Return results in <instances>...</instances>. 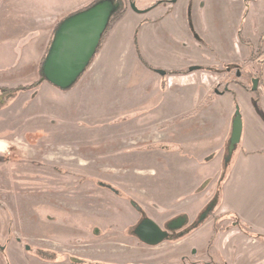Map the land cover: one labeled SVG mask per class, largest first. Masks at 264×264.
I'll use <instances>...</instances> for the list:
<instances>
[{
  "label": "crops",
  "instance_id": "obj_1",
  "mask_svg": "<svg viewBox=\"0 0 264 264\" xmlns=\"http://www.w3.org/2000/svg\"><path fill=\"white\" fill-rule=\"evenodd\" d=\"M116 1L126 6V11L114 23L99 53L73 88L64 90L62 96L60 88L54 85L56 89L50 82L44 81L28 91L17 93L10 90L4 93L16 95L8 107L0 110V147L6 146L8 152L0 155V184H20L26 195L31 199L34 196L32 201L38 211L37 223L27 220V230L15 226V233L34 247L59 253L50 255V258H55L54 261L36 264H72L68 259L57 261L60 255L67 253L116 264H159L161 261L170 262L172 258L179 260L194 247L199 257L206 259L215 228L223 226L222 222L217 225L218 220L236 216L253 227L255 232L264 234V120L252 108L251 102L242 107V149L223 185L220 206L214 216L176 242L147 245L127 233L126 229L136 222L129 221L132 212L109 200L102 188L96 187L94 194L92 192L93 178L111 183L112 175H92L97 172H75L66 168L67 173L60 174L45 163L49 160L42 154L43 148H58L55 160L70 165L73 161L70 158L74 159L76 155L68 154L69 159L63 156L60 150L65 146L91 148L98 147L97 142H101L99 146H102L110 140L122 142V148L141 145V149L147 151H178L179 145L167 142L165 128L174 124L173 128L179 130L181 125L190 122L191 119L187 118L190 115L198 118L199 127L196 129H202L198 134L200 136L210 128L211 131L217 128L214 132L216 143L224 128L218 149L207 153L211 145L203 146L202 163L209 158L213 161L218 156L221 162L224 160L223 149L230 138L235 114L231 109L228 112L216 106L230 104L231 92L215 97H210V94L225 73L200 68L190 71L189 68L196 65L221 69L226 64L242 61L249 54L248 46L238 35L243 24L241 9L233 11L231 0H177L170 12L163 7L145 12L134 10L127 0ZM146 1L138 0V5L143 7ZM85 5V0H81L63 8L62 12L75 11ZM162 8L164 11H161ZM48 17L50 22L40 29L29 28L31 30L27 32L34 37L28 44L44 38L34 47L40 53L35 70L38 76L40 64L61 21L57 15L49 14ZM263 29L264 24L245 37L256 41ZM156 68L165 69L166 73L160 74L154 70ZM163 77L168 84L164 92L160 91V103L170 98L172 108L169 111H161L160 103L152 108L128 105L130 98L119 95V87L124 83H145L147 79H152L161 86ZM234 88L237 96L239 93L250 95L240 87ZM177 100H181L182 104L176 106ZM207 100L206 106L204 102ZM261 100L264 104V97ZM239 105L242 106L241 103ZM100 116L104 121L93 120V117ZM141 116H144V122L136 124V127L130 124L131 120ZM147 116L151 119L146 120ZM215 118L217 123L213 125ZM145 125L150 127L143 128ZM33 130L39 135L36 141L28 136ZM125 131L145 135L147 132L150 136L124 145ZM17 138L19 147L15 145ZM20 147L29 150L30 154L16 157ZM159 159L151 166L154 169L152 175H166L162 162H168V159ZM85 177H90V180L86 181ZM131 189L134 190V186ZM159 208L170 213L164 207ZM197 215L194 218L189 216V219L193 222ZM149 216L159 220L152 214ZM167 219L170 218L165 217L162 221ZM33 224H37L39 232L30 231ZM192 236L194 242H189ZM195 237L198 242H195ZM172 249L175 250L173 253L170 252ZM217 249L219 255L214 258L215 263L224 260L226 264H264V241L247 235L237 226H230L223 232Z\"/></svg>",
  "mask_w": 264,
  "mask_h": 264
},
{
  "label": "rangeland",
  "instance_id": "obj_2",
  "mask_svg": "<svg viewBox=\"0 0 264 264\" xmlns=\"http://www.w3.org/2000/svg\"><path fill=\"white\" fill-rule=\"evenodd\" d=\"M80 1L81 0H0V97L5 96L6 98L4 99L6 101L1 103L2 108H0V110L8 107L16 95V93L5 95L4 91L2 90L3 87L12 86L13 89H11V91L17 92L15 88L19 83H29L35 79H38V75H36L35 70H37L36 63L39 62H36V60L38 56H40V53L39 51L34 50V47L36 44L43 42L44 38H38L37 40H34L28 44L29 41L34 38L31 33L27 34V32L31 30L29 28L37 27L40 29L43 25L47 24V22H50L48 17L49 14L57 15L60 20H62L68 15L77 12L78 10L88 8L89 6L93 5L94 2H98L99 0H85L86 5L81 7V9L78 8L75 11L68 13L62 12L63 8L65 9L66 7L72 5V3H78ZM154 1L157 0H147L146 5H149ZM173 5L174 2H171L169 6ZM246 5H248V8ZM231 8L233 11H236L237 9L240 11L241 9V12L243 13V24L241 29L244 36L249 34L252 35V31H256L255 29H259L260 25L264 24V0H249L248 3L246 0H231ZM161 11H164V9ZM249 48V46L246 47L250 54ZM22 51V57L19 59ZM159 69L162 68H156L154 70ZM247 71L249 73L256 72L258 75L263 76V81L261 83L263 89L264 63H252L247 66ZM147 80L148 81H145V83L130 82L128 84L124 83L123 86L120 85L119 95L123 98H126V96L130 98L127 100L128 105H137L141 108L157 107L160 103V91L164 92L168 82L166 81L165 77H163V81L160 86L158 85V81H152V79ZM246 82L251 85L248 81V78H246ZM50 85L56 88L54 85ZM58 90L63 96V92L65 91L61 89ZM113 90L115 91V89ZM242 91L246 93L244 90ZM177 102L178 104L176 106L182 104L181 100H177ZM249 102H251L252 108L255 109L256 107L254 103H252L250 95L247 96L246 94L239 93L238 99L231 95L230 104H225L223 106L219 104V106H216V108L219 107V109L222 108L228 112L229 109H231V112L235 114L237 105L241 103L242 106L239 105V107L241 108L242 114L243 108H245ZM160 104L161 106L159 109L161 111H169V108H172V101L170 98ZM257 104L258 107H260L259 103ZM260 108V110L257 109L256 111L260 115L261 119L263 118L264 120V105ZM143 117L144 116H141L140 118L131 120L130 122L132 123L130 124H134V127H136V124L145 121ZM102 118L103 116L93 117V120L104 121ZM187 118L191 119L189 120L190 122H188V124L185 126L181 125L177 131L175 128H173L175 127L174 124L165 128L167 142L176 143L179 145L178 151H164L160 149L147 151L142 150L141 145L126 148L123 146L122 148L120 147L122 142H112L110 140L106 141V143L102 146H99L101 145V142H97L96 145L98 147L91 148L78 147V145L74 147L65 146L62 149L60 147L59 150L61 149L60 151L62 152L63 156L68 157V154L71 156L76 155L74 158L75 160L70 158V160H73L70 165L67 163L63 165L62 163H58V161L55 160L56 156L58 155L55 150H58V148L53 149L50 146L43 148L42 154L46 155V159L49 160V162L45 163L53 169L55 166H59L75 172H97L92 175H112V178L115 179L109 178L112 181L111 183L114 185L117 184L122 190V194L119 195L108 188L100 187L98 185V178H91L93 181L91 183L92 192L94 194L93 189H96V187L102 188L103 192L108 194L109 200L111 199L114 203L116 202L120 206L128 208V210H130L133 215L129 221L135 222L139 216V213L137 212L138 210H136L135 206L129 201L131 198L142 205L148 215L152 214V216L154 215V217L159 218L160 221L156 219L159 224H163L162 220L165 219V217L174 218L182 214H188L190 218H194L209 205L211 200L216 199V194L219 187L218 181L219 178L224 174V165L220 160V156H218L213 161H210V158L208 160L205 159V162L202 163L203 160L201 159V154L204 151L203 146L205 145H211V147H208L207 153H212L218 149V144L222 141L224 128L222 127L221 134L218 131L220 135L218 143H216L214 139V132H216L215 129H217L216 127L213 131H211L210 128L206 133H204L203 136H200L198 134L202 129H196L199 127L197 123L198 118L193 115H190ZM150 119L151 117L147 116L146 120ZM216 123L217 121L215 118L213 120V125ZM149 127L150 126L145 125L143 128L148 129ZM146 134L147 135L142 132L131 134L129 131H125V139L123 143L124 145H127L126 143H134L136 141L148 139V136L150 135H148L147 132ZM28 136L32 141H36L39 135L37 132H35V130H33V132L29 133ZM18 142L19 141L17 138L15 143L16 146H18ZM262 144L264 148V137ZM5 147H0L1 156L8 153L7 150H5ZM223 150L225 152L226 147ZM26 154H30V151L24 150L23 148L21 149L20 147L18 152L15 153V156L18 158H23ZM100 154L102 155L99 160ZM32 156H34V151ZM159 157V161L161 158L168 159V162H162L163 169L166 168V175H152L154 169L151 168V166L155 164L154 161ZM67 159H69V157ZM85 178L87 179L86 181L90 180V177ZM117 181H119V183L122 185L117 183ZM132 186H134V190L131 189ZM25 192L26 191L21 189L20 184L18 183L9 182L0 184V242L7 243L8 241H12L14 239L15 226L18 228H21L22 226V230L25 231L27 230V226H25V222L27 220L37 223L36 220L38 219V211L36 204L32 201L34 200V196L33 199H31V196L29 197V195H26ZM123 193L124 196H122ZM159 206L164 207V209L168 210L170 213L168 214L167 211V213L161 211L163 209L159 208ZM14 218L15 220L13 221ZM236 221L237 218L235 217L225 220H218L217 225H220L222 222L223 226H220L221 228L216 230L218 236L213 241L214 243L212 244L213 246L211 249L213 259L219 255V251L217 249V240L222 237L223 232L230 226H237L240 228ZM125 223H128V221ZM36 225L37 224H33L32 229H30V231L33 233L39 232V230L36 228ZM239 225H242L247 230L255 231L253 227L246 224L242 220ZM262 235L264 234L262 233ZM192 237L193 239L189 242H194V236ZM206 238L207 237H204V239ZM260 240L264 241L263 239ZM195 242H198L196 237ZM23 243L24 242H22V245ZM17 245L19 246V243H17ZM20 250L25 254L26 258H21L19 255L15 256L14 251L12 250L11 252L8 251L12 264H35L33 252L27 250L24 248V246H21ZM174 251L175 250L172 249L170 252L173 253ZM66 258H68L67 255H60L57 261H61ZM170 262L178 263L179 260H174L172 258ZM170 262L168 260V263ZM0 264H6L4 256L1 252Z\"/></svg>",
  "mask_w": 264,
  "mask_h": 264
},
{
  "label": "water",
  "instance_id": "obj_3",
  "mask_svg": "<svg viewBox=\"0 0 264 264\" xmlns=\"http://www.w3.org/2000/svg\"><path fill=\"white\" fill-rule=\"evenodd\" d=\"M121 6L116 0H99L88 8L79 10L62 19L55 31L41 66L42 76L48 82L65 89L70 87L87 69L93 59L109 25L113 14L118 12ZM131 7L137 9L132 3ZM199 66H191L190 71L199 69ZM160 74L166 71L157 70ZM256 88V87H254ZM243 117L239 107L236 108L232 121V131L229 143L226 146L224 159L233 152L243 137ZM108 187L112 185L107 184ZM115 189V188H114ZM136 210L143 209L137 201L131 202ZM211 206H207L198 214L196 219L182 231L176 232L178 228L189 221L188 214L178 215L166 223V228L172 231L170 238L183 236L194 228H197L209 215ZM137 238L147 245H158L169 233L151 217L147 216L140 220L132 230ZM27 248H30L28 246Z\"/></svg>",
  "mask_w": 264,
  "mask_h": 264
},
{
  "label": "flooded vegetation",
  "instance_id": "obj_4",
  "mask_svg": "<svg viewBox=\"0 0 264 264\" xmlns=\"http://www.w3.org/2000/svg\"><path fill=\"white\" fill-rule=\"evenodd\" d=\"M127 2H128L129 6H131V4L134 3L136 8H137V9H134V10H137V11H145V12H147V11H151V10H153L155 8H158V7H164L166 9V12H170L172 10L173 6H174V5L173 6H169L170 3L174 2V4H175L177 2V0H175V1H172V0H157V1H154V2L150 3L149 5H145L143 7H140L138 5V0H127ZM242 34H243V32H242ZM243 37L250 41V42L247 43V42H243L240 39L243 43H245L247 46L250 47V54H248L242 61H240V62H232V63L226 64L221 69L217 68L216 66H209V67L213 68L212 70H214V71L224 72L225 73V75L223 76L222 80L212 90V92L210 94V97H212V96L215 97V96H217L219 94H222L223 92H231V95H233L236 99H238V96L236 94V90L234 88V87L237 86V87L242 88L245 92H247V93H249L251 95L250 96L252 98L251 101H252V103H254V105L256 107L255 110H257V106H256V105H258L257 103H259L260 107H263V105H264V104L261 103V101H262L261 99L264 97V90H263L264 88L262 89V84H261L262 81H263L262 80L263 76L258 75L256 72H254V73L250 72L249 73L247 71V66L252 64V63H255V62H261V63L263 62L264 63V29L262 30V32L260 33V35L258 36L256 41H253L250 37L246 38L244 35H243ZM43 61H42V63H43ZM42 63H41V65H42ZM202 67H204V66H202ZM246 78H248V81L250 82L251 85H249L246 82ZM38 80H39V76H38V79H35L34 81L26 83V84H31V83H34V82H36ZM26 84H19L15 89L17 90L20 85H26ZM38 85H36V86H34L32 88L25 89V90H23V89L19 90L18 89L17 93L22 92V91L31 90V89L37 87ZM230 85H231V88H230ZM254 87H256V88H254ZM11 89H13V87H3L2 88L4 93L10 91ZM210 97L208 99H210ZM4 99H6L5 96L4 97L3 96L0 97V106H1V103H4L6 101ZM255 100H257L256 103L254 102ZM207 103H208V100L206 102H204L205 105H207ZM237 107H239V104L237 105ZM260 107H258V108L261 109ZM0 108H2V106ZM239 109L241 110L240 107H239ZM225 147H226V145H225ZM222 163H224V160L222 161ZM54 169L60 174H66L67 173V170L65 168H62V167H59V166H55ZM99 182L105 183V186L98 183V185L100 187L108 188L111 191L115 192L116 194H118L117 193L118 191L116 189L108 187L107 184H110V185L118 188L119 190H121L119 187H117L116 185H114L113 183H110L108 181L99 179ZM130 203H131V201H130ZM137 212L139 213V218H138V220L135 223H133L132 225H130L126 229V231L128 233L130 232L131 234H133L131 231L134 229V227L137 225V223L140 220H142L144 217L149 216L145 209H144L145 216H143L142 212H139V211H137ZM212 216H214V215H212ZM212 216H210V217H212ZM170 219H172V218H170ZM170 219H167L166 221H164L163 224H159L155 220L161 226V228L163 230H166L169 233V237L165 238L164 241H162L161 243H163L165 241L176 242L178 240H181V239L185 238V236H184V237H182V238H180V239H178L176 241H173L170 238L171 235H172V231L166 228V223ZM191 223H192V221L189 219V221L186 222L180 228H178L176 230V232L182 231L187 226H189ZM217 229L218 228L216 227L215 228V233H216ZM215 233H214L213 237L211 238V240L209 241V247H208V253H207L208 258H206V259L200 258L199 255H198L197 249L194 248L188 254L182 255L179 258V262L178 263L176 262V263H173V264H212V263L213 264H226V262L224 260L215 263L214 259L212 258L213 255L211 253V249H212V246H213L212 244L214 243L213 241L215 240L214 239ZM134 236L137 237L136 235H134ZM22 242H24L23 245H22ZM17 243H19V246L17 245ZM161 243H159V244H161ZM21 246H24V248H26L27 250H29V251L34 253L33 258L35 259V264L40 262V261H47V262L54 261L55 258L54 259L50 258L51 257L50 255L59 254L58 252L53 251V250H48V249H43V248H39V247H34L33 245L23 241V239L19 235L14 233V239L12 241L10 240L7 243L0 242V252L4 256L6 264H12L11 259L9 257L8 251H10V252H11V250L14 251V255L15 256L19 255V257H21V258H23V256H25V254L22 253V251L20 250ZM28 246H30V248H27ZM153 246H155V245H153ZM17 247L19 248V250H18ZM65 255H67V257H68L66 259H68L70 261V263H72V264H116V263H109L107 261H101V260H97V259L79 257V256L72 255V254H69V253H67ZM73 258L82 259V260H89V261H93L94 263L73 262ZM127 264H139V263H127ZM159 264H172V263H168V261H161Z\"/></svg>",
  "mask_w": 264,
  "mask_h": 264
},
{
  "label": "trees",
  "instance_id": "obj_5",
  "mask_svg": "<svg viewBox=\"0 0 264 264\" xmlns=\"http://www.w3.org/2000/svg\"><path fill=\"white\" fill-rule=\"evenodd\" d=\"M246 1H247V3H248L249 0H246ZM246 7L248 8V5H246ZM125 11H126V6L122 7L118 12H116L115 14L112 15V17H111V19H110V22H109V25H108V27L106 28V30H105V32H104V34H103V37H102L101 43H100V45H99V47H98V49H97V51H96V53H95L93 59L91 60L89 66L91 65V63L93 62V60L95 59V57H96L97 54L99 53L100 49L102 48V46H103V44H104V42H105V40H106L108 34L110 33V31H111V29H112V27H113V25H114V23L117 21V19H118L122 14L125 13ZM238 34H239L240 39H241L243 42H247V43L250 42L249 40H247V39H245V38L243 37V34H242V30H241V29H239ZM136 45H138V43H137V39H136ZM137 48H138V46H137ZM45 56H46V55H45ZM89 66L87 67V69L89 68ZM151 68L153 69V67H151ZM200 68H201V69H213V68H211V67H200ZM87 69L81 74V76H80V77H79V78H78V79H77V80H76V81H75L70 87L65 88V89H63V90H69V89L73 88V87L77 84V82L79 81V79L83 76V74L87 71ZM44 81H47V79H46L45 77L42 76L41 69H40V78H39L38 81H36V82H34V83H31V84L20 85V86L18 87V89H19V90H20V89L25 90V89H28V88H32V87H34V86H36V85H38V84H40V83H42V82H44ZM18 89H17V90H18ZM60 89H61V88H60ZM254 102L256 103L257 100H255ZM256 106H257V109L260 110V109L258 108V105H256ZM0 107H1V106H0ZM229 139H230V138H229ZM229 139L227 140L226 145H228V143H229ZM242 139H243V137H242ZM242 139H241V141L237 144V146L235 147V149L233 150V152L231 153V155L228 153L227 156H226L225 159H224V163H223V165H224V174L219 178V181H218V183H219V187H218V190H217L216 199L211 200L210 203H209V205H208L209 207H210V206L212 207V208H210L209 217L215 214L216 210L218 209V207L220 206V204H221V202H222V197H223V185H224V183L226 182V180L228 179V177L230 176L231 170H232V168H233V166H234V164H235V162H236V159H237L238 153H239V151L242 149ZM98 183H99V184H102V185L105 186V183H101V182H99V181H98ZM107 186H108V185H107ZM111 188H112V187H111ZM114 188L118 191V192H117L118 194H122L121 190H119L118 188H116V187L113 186V189H114ZM122 196H124V193H123ZM129 200H130L131 202H134V201H135V200L132 199V198L129 199ZM135 202H136V201H135ZM139 212H142V213H143V216H145L144 209H141ZM209 217H208V218H209ZM208 218H206L201 224H203ZM235 218H237L236 223L238 224V226L240 227V229H241L243 232H245L247 235H249V236H251V237H255V238L263 239V240H264V235H262V234H260V233H258V232H255V231H253V230H247V229H245L242 225H239V223L241 222V220H240L238 217H235ZM201 224H200V225H201ZM200 225H199V226H200ZM195 229H196V228H194L193 230H195ZM193 230H191L190 232H192ZM190 232H189V233H190ZM189 233H186V234H184L183 236L173 237V238H171V239H172L173 241H176V240H178V239H180V238H182V237L188 235ZM217 236H218V234H217V231H216L215 236H214V239H216ZM73 262H84V263H85V262H87V263L89 262V263H94L93 261L82 260V259H76V258H73Z\"/></svg>",
  "mask_w": 264,
  "mask_h": 264
}]
</instances>
